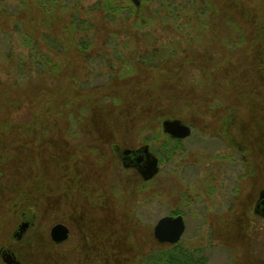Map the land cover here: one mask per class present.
<instances>
[{
    "label": "rangeland",
    "instance_id": "1",
    "mask_svg": "<svg viewBox=\"0 0 264 264\" xmlns=\"http://www.w3.org/2000/svg\"><path fill=\"white\" fill-rule=\"evenodd\" d=\"M98 1L78 0V12L87 20V29L67 40L62 28L70 21L68 9L58 6L47 18L35 0H30L15 14L21 0H1L0 117L11 111L8 103L12 101L27 99L30 104H38L41 100L44 119L37 124L32 122L31 126L17 124L13 133L24 128V138L32 147L30 159L41 152L37 156L40 167L45 166L52 153L58 155L63 148L66 157L59 158L58 164L65 169L73 158L85 160L91 167L83 170L94 182L81 185L94 189V195L103 196L105 202L102 206H90L79 197L72 202L57 199L46 205L45 217L19 207L14 213L1 210L0 244L7 242L6 235L11 236L23 220H30L34 223L30 230L42 236L46 249L40 259L28 257L25 264H54L48 261L49 256L56 258V264H98L101 258L96 256L94 260L93 254L87 255L81 238L89 225L93 228L90 233L102 226L111 231L108 236L112 248L108 246L104 252L105 263L107 258H113L117 264L119 260L138 264L140 259L169 248L155 241L154 226L159 218L181 212L186 222L181 242L191 249L201 248L208 257L206 264H247V258L264 260V235H253L250 247L246 238L241 237L238 243L234 230L237 210L242 211L255 190L264 187V157L251 148L246 151L243 130L237 122L236 127L232 125L236 114L248 123L252 120L251 110L242 105L241 96L257 90L254 65L263 48L252 37L250 25L239 17L235 25L227 24V11L221 0H212L220 16L215 15L203 24L204 18H195L193 10L189 13V25L184 20L167 19L159 0H117L131 4L133 14L126 19L118 12L112 20L95 9ZM251 1L255 10L264 7V0ZM141 17L147 19L144 24L137 22ZM234 28L243 35L242 42L232 49L226 43L235 34ZM21 33L35 38L39 50L58 62V69L44 70L40 65L42 71H38L40 66L33 65L29 48L20 39ZM44 34L52 37L49 43ZM83 41L90 42L86 51L81 47ZM152 49L159 54L156 62L165 61L156 68L146 66L142 58ZM129 82L137 84L135 91L126 89ZM68 83H72L73 89L67 88ZM112 86L120 90L111 91L94 104L91 92L112 90ZM63 92L65 101L58 105L60 99L56 96ZM146 93L156 99L154 108L158 112H145L129 122L128 136L119 147L136 150L149 146L159 160V173L148 181L138 179L132 169L125 168L123 151L119 154L118 146L110 145V136L100 134L94 123L100 110L130 109L133 104L145 107ZM85 98H91V102ZM174 119L192 128L191 135L178 144L162 126L165 120ZM169 144L180 146L170 158L165 154ZM253 147L257 148L256 141ZM69 156L73 158L68 160ZM51 161L57 162L53 157ZM12 171L5 170V176ZM72 184L67 181L66 187ZM48 188L50 200L55 199L54 194L58 198L51 184ZM247 215L254 221L251 231L264 232V221L255 218L252 210ZM34 216L43 219L37 222ZM77 218L82 229L75 223ZM57 223L71 230L69 240L60 247L46 244V237ZM93 242L91 239L90 244ZM120 246L121 252L116 251ZM125 247L130 256L127 261V255L122 254ZM95 248L98 249L96 245Z\"/></svg>",
    "mask_w": 264,
    "mask_h": 264
},
{
    "label": "trees",
    "instance_id": "2",
    "mask_svg": "<svg viewBox=\"0 0 264 264\" xmlns=\"http://www.w3.org/2000/svg\"><path fill=\"white\" fill-rule=\"evenodd\" d=\"M29 1L30 0H21V4L18 5L15 14L19 11L20 8H25L26 3ZM221 1L222 5L227 11V14L224 16L226 23L235 25L236 17H239L242 22L250 25L253 34L252 37L254 39L256 38L259 45L263 48L262 51H259L254 65V71L257 76L255 85L257 90L255 89L254 91H246L241 96L242 105L244 107L247 106V108H250L251 110L249 112V119H252V122L250 121L248 123L242 118L240 120L239 116L236 114L233 115L232 125L236 127L237 124L234 123V121H236L237 123H239V128L241 127V129L243 130L245 137L243 143H245V145L247 146L246 149L244 146H242V148L244 147L246 151L251 148V151H258V154L264 157V7H260L261 10H255V7L251 3V0ZM67 3L69 6L67 5ZM159 3L161 7H164L166 9L165 17L167 19H171L173 22L184 20L189 25V13H191L193 10L195 18H204L203 24L209 23L211 18L215 15L220 16V12L215 9L212 0H204L203 2L202 0H159ZM35 4L42 12H44L45 17L47 18L48 16H50V13L53 12L58 6L59 9H68L70 11V21L62 28V35L64 36V38H67V40H71L73 38V35L79 31H86L87 20H84V18H81V16L79 15L78 0H35ZM71 6L73 9H71ZM1 7L2 3L0 0V10L2 9ZM95 9L100 12H104V15L106 14V18L109 20H112V18L115 17V14L118 12L124 15L126 19L131 14H133L131 4L130 6L129 4L124 5L117 0H99ZM228 12L231 14H229ZM138 21L140 22V24H144L147 19L141 17L137 20V22ZM180 24L183 25L182 22ZM234 32L235 34H233L232 37H229L226 43V45H228V47L232 49L242 42L243 35L241 30H237L235 28ZM44 36L49 43L51 41L50 38L52 37L49 34H44ZM20 39L22 40L23 44L29 48V56L33 58V65L37 67L42 65L44 70L48 67H51L54 70L58 69V62L52 61L49 55H46V53H43L39 50V43L35 38L31 37L28 33H21ZM89 44L90 42H88L87 44L83 41L81 44L82 50H88ZM57 46L61 45H56V47ZM158 55L159 54L157 50L152 49L145 53L144 56H142L143 62L148 67L150 66L156 68L161 63L165 62L164 60L156 62V58ZM9 56L10 51L7 53V57ZM19 56L22 57L23 55L20 53ZM38 58L43 59V61L40 62ZM38 71H42L41 66L38 67ZM136 86L137 84L129 82V84L126 86V89L135 91ZM72 87V83H68L67 88H69L70 90L73 89ZM111 89L112 90H108L107 88L103 89V92H91L90 96L92 98L93 95L94 98L92 99L95 101L94 104L96 103V100L105 98L106 94H110L111 91L113 92L120 90L116 89L115 86H112ZM139 89L142 90L144 89V87H140ZM63 94H65V92H63L60 96H56L60 99V101L58 103L56 102V104L59 105L61 102L65 101ZM144 96L147 99L144 103V106L146 108H142V105L140 104H133L130 109L114 108L100 110V112H97V115L94 117V123H96L95 127L99 129L100 134H103V132H105L107 136H110V138L112 139V141L109 142L110 145L122 146L123 139H126V137L128 136L127 129H129V122L137 120L138 117L141 118L145 112H148V114L150 115H154V113L158 112L155 111L154 108L157 103L156 99L153 96H148V93L144 94ZM91 98L85 99L90 103ZM40 103L41 100L38 104H30L29 102H27V99L19 102L12 101L11 103H8V109L11 111H8L4 116L0 117V211L2 210V212H4L8 210L11 213H14L19 207L30 209L32 211H35V214L37 216L42 215L41 217H45L43 215V210L45 207H47L46 205H48L49 202H55L57 199L58 201L62 202L63 200L72 202L75 197L81 198L82 200H84L82 201L83 203H88L90 204V206L91 204L93 206L104 205L105 198L103 199V196H95L94 193L96 191H94V189L89 187L86 188V186L84 187L83 185H81L91 183L92 181L94 182V179L86 173L87 170H83V167H91L89 163H87L83 159L80 162L79 159L77 160V158L69 156L70 158H68V160L73 158V163H71V161H68V163H66L67 169H65L60 163L58 164L59 158H63V156H65L64 154H62V152L65 151V149L63 148V151L61 150L58 155L52 153L49 158L50 160L48 161L47 159L45 166L40 167L37 156L40 157L41 152L33 157V160L30 159L29 152H31L30 149H32V147L29 145V140H26L24 138V135H26L25 131H23L24 128L18 132L19 134L13 133L17 124L31 126L32 122H35L34 124H37L40 123L42 119H44L42 117L44 115L45 108L40 109ZM17 114L20 115L18 118ZM247 123L251 124V127H248ZM12 133L13 135L11 136ZM173 139L177 144L180 142V139ZM252 139L254 141H252ZM255 141L257 142V148H254L255 146L253 147ZM179 147L180 146H172L169 144L167 149H165V154L168 158H170L175 154L174 152L176 151V149H179ZM244 149H242L243 155L246 156L247 153L246 151H244ZM52 157L57 160L56 163H53V161H51ZM47 162L49 163L48 165ZM48 166H50V170H47ZM73 166L75 170H82V173H75ZM5 170L14 171H12L13 173H11L10 175L5 176ZM63 173L65 174L64 179L62 178ZM57 179L59 184H57ZM62 179L64 182H62ZM67 181L73 183L69 188L66 187ZM50 184L54 187L55 193H58V198L57 194H54V196L56 195L55 199L50 200L51 196H49L48 194L50 192V189H47ZM97 193H99V191ZM90 197L95 198L90 199ZM70 206L72 207V205ZM37 209L39 210V213L36 212ZM180 214L181 212L173 213V215L175 216ZM41 217H37V222L40 221V219H43ZM75 223L78 224L79 228H81L82 222L80 223L77 221ZM98 227L99 226H97L92 233L88 232L93 229L90 225L89 230H83L86 231L85 236L87 234H91L89 235L90 238L94 240L93 243H95V245L98 247V249H96L98 257L101 258V262H105L104 252H107V249L111 247V244L109 242L110 236H108V232L111 231L104 229V227L102 226L99 227L100 229H98ZM91 239L88 238V240ZM88 240H85V242ZM166 245L169 246L168 249H161L158 252L152 253L148 255V257L144 260L140 259V262L138 264L207 263L208 257L201 248H188L181 241L177 244ZM116 251L121 252V246ZM48 258V261L50 263L56 264V258H52L50 256ZM100 261H98V264ZM120 263L122 264V262L119 260V264ZM113 264L117 263L114 262Z\"/></svg>",
    "mask_w": 264,
    "mask_h": 264
},
{
    "label": "flooded vegetation",
    "instance_id": "3",
    "mask_svg": "<svg viewBox=\"0 0 264 264\" xmlns=\"http://www.w3.org/2000/svg\"><path fill=\"white\" fill-rule=\"evenodd\" d=\"M234 123H236V121H234ZM124 148H120L119 146L116 147V150L119 152L124 151ZM122 156V155H121ZM140 156V153L137 152L136 150H133L131 153L129 154H124L122 156V160L124 162V166L126 169H132L136 175V177L142 178L140 174V167L142 164H144V160H138V157ZM75 173L80 174L82 173V170H74ZM63 179L65 177V174L63 173ZM250 199V198H249ZM264 187H260L258 189L255 190L254 195L252 196V198L250 199V203L244 207V209L241 211L240 209H238L237 211V215L235 217V226H234V230L236 231V234H238V243L240 244L241 241V237L248 239L247 241V245H249L250 247L253 244V235H259L258 237L264 235V232H259L256 231V233L254 234L251 229L253 226L254 221L250 220V218L248 217V211L252 210V213L254 215L255 218L259 219L260 221H264ZM82 219V217H80ZM79 218V219H80ZM237 219V221H236ZM33 220H36V217L34 216ZM24 222L29 223L28 227L24 230V231H20V229H16L11 236L10 235H6V239L5 241L7 242H2L0 244V261H2L3 264H6L4 261V258L6 257V255H11L13 257V259L16 261L15 264H25V261L28 257H32V256H36V259H40L41 254H45V249H46V245L43 241L42 236L39 235V233H37L36 231H31L30 229L33 227V222H31L30 220H23ZM22 221V223H23ZM78 221V218H77ZM21 223V224H22ZM237 223V226H236ZM20 224V225H21ZM19 225V226H20ZM69 227V226H68ZM70 229V228H69ZM234 231V232H235ZM86 233L82 232V240H84L82 249H85V252H87L88 254H93V258L94 260L96 259V256H98L96 248H95V243L94 244H90V236L89 234H87L85 236ZM71 235V230H70V234H69V238ZM69 238L62 242V243H55L50 236V232L48 237H46L47 242L46 244L50 245V244H54L55 246H62L63 244H65ZM85 240H88L85 242ZM155 241L160 244L156 239ZM93 245V246H90ZM49 247V246H48ZM88 248V249H87ZM88 250V251H87ZM30 252V253H29ZM126 256V261L130 260V256L128 253V247H125L124 251H123ZM248 254H250V249L248 248ZM47 255V254H46ZM90 257V259H93ZM103 259V258H102ZM47 259H45L44 261H46ZM113 258H107L106 263L105 264H113L114 261ZM14 263V262H13ZM27 264H30L29 261H27ZM35 264H42L40 262H35ZM122 264H126L124 262H122ZM128 264V262H127ZM131 264V263H130ZM141 264V263H140ZM247 264H264V260L260 259V260H250L247 258Z\"/></svg>",
    "mask_w": 264,
    "mask_h": 264
},
{
    "label": "water",
    "instance_id": "4",
    "mask_svg": "<svg viewBox=\"0 0 264 264\" xmlns=\"http://www.w3.org/2000/svg\"><path fill=\"white\" fill-rule=\"evenodd\" d=\"M162 126L165 133L177 139L187 138L192 132L191 126L178 119L165 120ZM132 151L131 149H125L123 153L126 155ZM137 152L140 153L138 160H144V164L140 167V174L145 181H148L159 173V160L150 152L148 145L137 149ZM28 224L27 222H23L19 226L20 231H24L28 227ZM185 230L186 222L182 215H165L159 218L154 226V238L161 244H177L181 241ZM69 234V227L63 223L55 224L50 230L51 239L55 243L66 241L69 238ZM4 261L6 264L16 263L11 255H6Z\"/></svg>",
    "mask_w": 264,
    "mask_h": 264
}]
</instances>
